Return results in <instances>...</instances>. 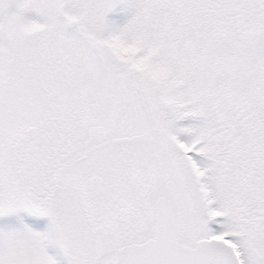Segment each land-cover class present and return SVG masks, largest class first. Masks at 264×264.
Here are the masks:
<instances>
[{"label":"snow or ice","instance_id":"1","mask_svg":"<svg viewBox=\"0 0 264 264\" xmlns=\"http://www.w3.org/2000/svg\"><path fill=\"white\" fill-rule=\"evenodd\" d=\"M0 264H264V0H0Z\"/></svg>","mask_w":264,"mask_h":264}]
</instances>
